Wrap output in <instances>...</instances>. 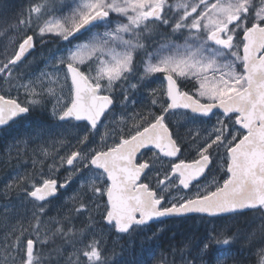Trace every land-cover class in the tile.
<instances>
[{"label": "snow or ice", "instance_id": "snow-or-ice-1", "mask_svg": "<svg viewBox=\"0 0 264 264\" xmlns=\"http://www.w3.org/2000/svg\"><path fill=\"white\" fill-rule=\"evenodd\" d=\"M14 20L0 132L32 170L0 182V264H117L110 244L170 220L200 222L180 264H264V0H27Z\"/></svg>", "mask_w": 264, "mask_h": 264}, {"label": "trees", "instance_id": "trees-1", "mask_svg": "<svg viewBox=\"0 0 264 264\" xmlns=\"http://www.w3.org/2000/svg\"><path fill=\"white\" fill-rule=\"evenodd\" d=\"M1 10V7H0ZM33 120H40L42 118H32ZM10 172V167H6L0 170V182H2ZM3 173V175H2ZM5 175V176H4ZM164 231L159 234V238L154 242L145 241L143 236H134L130 238H124L120 244L115 245L110 244L113 249V258L120 264H129L130 261L135 260L137 264L142 261L143 264H147L150 256L147 250L151 249L155 253V258L152 260V264H164V260H167L169 264L174 261L175 264H180L179 248L186 238H199L202 234L200 230L199 221H180V220H170L167 224L162 226ZM241 227H244L242 224ZM134 241L133 244H129V241ZM170 249H177L176 255H172ZM232 255L236 257L243 258L247 256V244L241 239L238 243L233 246ZM229 263L232 260L229 259Z\"/></svg>", "mask_w": 264, "mask_h": 264}, {"label": "rangeland", "instance_id": "rangeland-1", "mask_svg": "<svg viewBox=\"0 0 264 264\" xmlns=\"http://www.w3.org/2000/svg\"><path fill=\"white\" fill-rule=\"evenodd\" d=\"M26 3H27V0H0V7H1V10H0V26H3L7 23H14L15 22L14 17L18 14L20 8L22 6H25ZM4 42H6V41L3 40V38H0V43H4ZM11 144L7 146L8 149H6V152L4 150H1L2 153H0V160H4V159H8V157L6 156V153H8L9 150L10 151L12 150L11 151L12 157H11L9 163H13L14 161L15 162L13 163V166L10 169V172L7 175V177L9 175H14L15 171L16 172H26V171L30 172L32 170L30 156L25 155V156H22L20 158H16L15 149L10 148ZM15 163H17V164H15ZM4 168H6V166L1 164L0 169H4ZM0 203H3V201H1ZM55 203L56 202H54V204ZM52 215H56V211H55L54 207L52 210ZM121 240L122 239H117L116 243H119ZM228 264H232V263L228 262Z\"/></svg>", "mask_w": 264, "mask_h": 264}, {"label": "flooded vegetation", "instance_id": "flooded-vegetation-1", "mask_svg": "<svg viewBox=\"0 0 264 264\" xmlns=\"http://www.w3.org/2000/svg\"><path fill=\"white\" fill-rule=\"evenodd\" d=\"M42 118V117H40V116H35V118ZM13 135H15L14 133H13ZM5 137H6V140H5ZM10 136L7 134V133H4V132H0V150H4V151H6L5 149H6V147H7V145H10L11 143H12V139H11V137L9 138ZM8 138H9V140H8ZM11 139V140H10ZM5 141V142H4ZM5 144H4V143ZM5 148V149H4ZM12 164V165H11ZM11 165V166H10ZM13 166V163H9L8 164V167H12ZM7 167V166H6ZM7 167V168H8Z\"/></svg>", "mask_w": 264, "mask_h": 264}, {"label": "bare ground", "instance_id": "bare-ground-1", "mask_svg": "<svg viewBox=\"0 0 264 264\" xmlns=\"http://www.w3.org/2000/svg\"><path fill=\"white\" fill-rule=\"evenodd\" d=\"M9 138H10V137H9ZM9 138H8V140H9ZM5 140H6V137H5ZM10 140H11V139H10ZM4 142H5V141H4ZM4 142H3V143H4ZM4 144H5V143H4ZM7 146H8V145H7ZM10 148H11V147H10ZM10 148H9V149H10ZM4 149H5V148H4ZM6 149H8V147H6ZM6 149H5V150H6ZM9 151H10V150H9ZM11 151H12V150H11ZM3 152H4V151H3ZM5 152H6V151H5ZM5 152H4V153H5ZM0 153H2L1 150H0ZM4 158H5V157H4ZM2 159H3V158H2ZM13 160H14V159H13ZM21 161H22V160H21ZM14 162H15V161H14ZM14 162H13V163H14ZM15 164H17V163H15ZM0 165H1V164H0ZM2 165H3V164H2ZM11 165H12V164H11ZM11 165H10V166H11ZM20 165H21V164H20ZM7 167H8V166H7ZM11 168H12V167H10V169H11ZM0 170H1V169H0ZM15 173H16V171H15ZM0 174H1V173H0ZM2 175H3V173H2ZM4 176H5V175H4ZM5 178H7V177L5 176ZM0 202H1V201H0ZM121 243H122V242H120V244H121ZM111 246H112V245H111Z\"/></svg>", "mask_w": 264, "mask_h": 264}]
</instances>
